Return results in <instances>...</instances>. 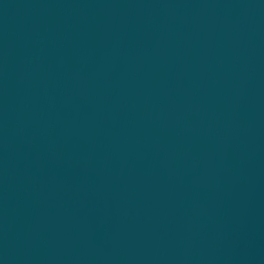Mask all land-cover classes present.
Segmentation results:
<instances>
[{
	"label": "water",
	"instance_id": "obj_1",
	"mask_svg": "<svg viewBox=\"0 0 264 264\" xmlns=\"http://www.w3.org/2000/svg\"><path fill=\"white\" fill-rule=\"evenodd\" d=\"M0 264H264V0H0Z\"/></svg>",
	"mask_w": 264,
	"mask_h": 264
}]
</instances>
